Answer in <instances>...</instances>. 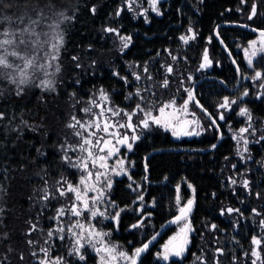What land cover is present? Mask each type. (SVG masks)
I'll return each instance as SVG.
<instances>
[{
	"label": "trees",
	"instance_id": "trees-1",
	"mask_svg": "<svg viewBox=\"0 0 264 264\" xmlns=\"http://www.w3.org/2000/svg\"><path fill=\"white\" fill-rule=\"evenodd\" d=\"M159 5L160 15L149 13L144 18L123 7L122 0H0V15L15 18L27 10L35 18L32 9H43L44 22L58 17L63 36L52 89L25 86L17 95L15 84L0 79V264H38L32 252L41 256L39 249L47 247L45 237L64 202L58 189L66 188L65 180L78 181L77 171L61 150L71 133L66 125L99 89L117 106L129 107L137 75L140 80L151 79L169 98L179 94L184 82L190 84L189 75L195 82L201 80L194 105L205 119L204 132L178 139L157 127L145 130L129 153L130 175L116 177L109 190L114 216L119 213V219L99 218V229L132 252L178 212L180 187L182 200L193 193L190 200L195 202L186 253L167 261L157 257L174 226L139 264L264 262V52L253 65L248 64L243 48L257 34L222 25L242 23L264 29V0H162ZM253 5L256 14L249 19ZM122 37H130L127 48ZM205 52L210 60L207 69L201 67ZM239 70L242 81L232 91L229 88L238 85ZM257 72L261 78H256ZM164 80L168 89L162 88ZM242 91L247 92L246 98L237 101ZM227 98L236 103L224 111L220 105ZM241 104L251 120L240 114ZM246 124L254 125V141L249 148L251 159L242 162L228 127ZM228 208L239 211L228 213ZM254 238L259 245L253 244ZM29 240L34 243L30 245ZM63 245L54 239L52 256L63 257L69 264H98L95 253L87 252L80 260ZM254 250L260 259L252 255Z\"/></svg>",
	"mask_w": 264,
	"mask_h": 264
},
{
	"label": "snow or ice",
	"instance_id": "snow-or-ice-1",
	"mask_svg": "<svg viewBox=\"0 0 264 264\" xmlns=\"http://www.w3.org/2000/svg\"><path fill=\"white\" fill-rule=\"evenodd\" d=\"M156 0H152L153 10H155ZM131 7V5H129ZM95 11V8L92 9ZM32 12L35 13V18L32 15L28 14V11L25 10L19 16L13 18L9 15H0V79L9 80L11 83L17 85V95L22 94L23 85L28 84L36 74L43 71L45 75H47V68L51 67V60H55L57 58V53L59 52V47L63 43V36L59 32L56 33L54 37L49 36L48 32L43 31L41 25L47 19L44 10H36L32 9ZM256 14L255 5L252 7V14L249 16V19L252 18ZM62 15V14H61ZM49 27H52L49 25ZM55 27H59L56 25ZM37 29H40L39 31ZM107 31H114L113 29H107ZM261 39V51H264V31L260 33ZM50 39H55L56 43H51L52 51L49 52L45 45L50 43ZM122 40L125 41L124 47H128V42L130 41V37H122ZM187 42V38L181 37ZM256 41H253L250 47L253 48L251 52V56L256 55L255 49ZM246 55H248V50H245ZM43 53V55H41ZM251 56L249 58V64L252 63ZM45 58H49V63H41ZM75 59V57H74ZM205 64L208 63L207 52L204 54ZM205 65L202 64L201 67ZM59 69L57 68V71ZM168 72H172V68L169 67ZM147 71V69H145ZM261 73L257 72L255 74L256 78H261ZM136 79L139 80L140 76L137 75ZM168 81L164 80L163 86H167ZM41 85L45 88L51 87V81L42 80ZM131 95V94H130ZM139 95V91L137 92ZM247 95V93H245ZM100 101H109V97L106 93L101 90L100 92ZM193 99L192 93L189 92L188 100L185 101L182 110L187 112L188 102ZM143 101L144 98L141 97ZM231 103H236V101H232ZM229 101L225 99V102L221 105V107H228ZM175 101H170L169 103H165L159 107V116L152 115V107L154 106V102H146L144 106L141 104L136 105V109L142 112L145 116L144 119L140 121V125L143 128L149 127V121L157 125H163L168 127L171 125L173 119L176 118V112H167L166 109L169 107H174ZM93 108H98L99 112L93 113ZM82 111L91 116L90 120L83 121L76 116L71 117V121L66 125V127L73 129V135L78 138L79 142L76 145L66 144L61 146V150L65 153L64 159L72 164L73 167H77L81 170L85 175H81L79 184L74 185L72 183L64 181L66 188L58 189L60 196H65L67 193H73L75 200L72 203L71 207L68 209L61 208L57 211V216L54 219H59L63 217L66 212H71L73 216L80 217L82 212L88 211L90 212L91 218H95L96 216H105V212L101 211L99 207L96 205L102 203L105 199L104 190L101 187H98V183L101 182V178H104V184L107 188H111V180L108 179L107 174L109 171L108 160H110L113 156H115L119 152V148L116 147L119 145H126L129 150L132 148V142L139 139L137 135H132L129 137L127 133H121L119 129H130L134 133L136 131V127L133 123V116L137 114L134 110L132 112H125L122 109H117L114 107H109L105 103H99L95 100L90 101V106L85 107ZM126 117V121L124 123H119V121H113L109 119V115L111 117H117L120 115ZM241 115L248 116L249 120H251V115L248 112V109L242 108L240 111ZM3 114L0 113V118H2ZM221 120L224 119V116L221 115L219 117ZM188 121H179L177 120V125H173V135H191L193 133L187 132L183 130V125L188 124ZM215 123V121H213ZM180 127V131L175 130L176 127ZM251 126V125H249ZM248 128L240 129L241 133L247 132ZM198 134V133H197ZM243 138V137H242ZM264 139V137H262ZM115 140V143L113 142ZM245 145H247L248 141L244 140ZM215 147V145H213ZM71 150L73 152L79 151L83 153L81 157L77 158L76 163H72L71 158L67 156V152ZM39 152L40 149H37ZM247 151V148H245ZM117 166L122 171L124 160H118ZM91 166V167H90ZM91 168L102 169L103 171L97 170L93 172ZM113 172H116V168L111 169ZM119 174V172H116ZM235 183V181H233ZM247 181L244 182V186L247 187ZM97 193L95 196L89 197V193ZM49 197L47 194L43 196L44 200H47ZM142 200L143 197H140ZM193 204L192 200H188L187 204L180 208V216H177L173 223H178L181 220H186L187 214L191 211V206ZM233 211H239L238 209L228 208L227 212L232 213ZM255 211V210H253ZM113 219H119V213H116L113 216ZM261 224L264 225V221H261ZM35 225H32V229L35 230ZM133 227H139V225H133ZM215 228V225L212 226ZM75 229H80V232H76ZM65 227L61 226L54 230H50L47 233L49 238L53 237L56 233H64ZM67 231L71 233L74 238V243L72 244V250L69 255H78L80 260H84L85 256L80 254V249L84 247L83 241H87L88 244L92 245L95 248V251L103 252L106 255L101 258V264H113V261L116 260L117 255L119 258L127 260L130 264H136V258L140 256L142 252H144L148 245L145 244L141 248H137L133 255L129 256L127 253L120 251L117 253V249L114 246H109L104 244L103 237L106 235L102 232H98L95 230L94 226L91 224L88 227L85 224L80 223L77 220L74 224L67 228ZM192 231L190 223H185L180 230V233L177 236H174L167 245H165L164 253L162 254V259L167 261L170 256L181 257L183 253L187 249V245L189 243L188 234ZM58 239L63 240L65 237L60 235L57 237ZM28 243L32 245L34 242L29 240ZM45 244H48V240L44 241ZM96 244L102 245V247H96ZM253 244L259 245L260 241L253 239ZM39 252L43 253L42 257H38V253L36 251L32 252L33 256L38 257V264H64V260L62 257H57L55 260L50 259L49 252L50 249L47 247H41ZM217 252L222 253L221 249H217ZM252 255L257 259H260L259 252L253 251ZM23 259V256H21ZM200 259V257H197ZM252 264H256V260L252 261ZM264 264V262H262Z\"/></svg>",
	"mask_w": 264,
	"mask_h": 264
},
{
	"label": "rangeland",
	"instance_id": "rangeland-1",
	"mask_svg": "<svg viewBox=\"0 0 264 264\" xmlns=\"http://www.w3.org/2000/svg\"><path fill=\"white\" fill-rule=\"evenodd\" d=\"M161 1L162 0H156L155 10H153L152 0H122V4L124 5L123 7L127 8L128 10H131L136 16H142L144 18H147L149 13H155L157 15H160L161 12H160V5L159 4L161 3ZM129 5H131V7H129ZM55 20L56 21L49 20L47 22H43V24L41 25L43 31L49 33L50 38L54 37L57 32L60 33V28L55 27L56 25H60V24H58V23H60V22H58V17ZM49 25H51L52 27H49ZM37 30L39 31L40 29H37ZM115 32L117 33L116 30H115ZM190 36H193V34H191ZM261 39H262L261 35L257 34L256 37L253 40L249 41L247 43V45L243 48L244 53H245V59L249 64V58L251 56V52L253 51V48L250 47V45L253 41H256V45H255L256 55L251 56L252 63L250 65H253L254 61L258 58V56L264 52V51L260 50ZM56 42L57 41L55 39H50V43L48 45H45V47L48 49L49 52L52 51L51 43H56ZM60 47H61V45H60ZM60 47H59V49H60ZM246 49L248 50V55H246V52H245ZM58 54H59V52L57 53V58H58ZM41 55H43V53ZM57 58L55 60L50 61L51 67L47 68V75H45L44 72L41 71V72L36 74V77H34L32 79V81H30L26 85H23L22 87L24 88L25 86H35V87H40L43 90L52 89L54 84H55L57 68H59ZM202 61L205 65L203 68L207 69L209 67L208 65L210 63V60H208L207 64H205V60H202ZM41 63H45V64L49 63V58H45L44 60L41 61ZM145 69H146V67H143V70H145ZM42 80L51 81V87L50 88L43 87L41 85ZM137 81H138V84L135 87V92L130 97L131 100L129 101V103H130L129 107L121 108V107L117 106L116 104H114L112 102L109 94L105 90L99 89L98 91L93 93V95L86 101V103L84 105H82V107L80 108V110L78 112L79 114L73 115V116H76L77 118H79L83 121L90 120L91 116L86 115L82 111V109L85 107H89L90 101L95 100L99 103H105L109 107L122 109L125 112H132L134 110L137 112V114L135 116H133V123L135 125H138L136 127V131L134 133L130 129H119V131L121 133H127L129 135V137H131L132 135H137L140 138L145 130L156 128V127L162 129L163 131L169 132L172 136L177 137L178 139L192 138L195 136H199L204 132L205 119L201 118L199 116V113H198L199 111L197 110V107L194 105V99H192L191 101L188 102L187 112H184L182 110L185 101L188 100L189 92H191L192 96H193V87H194V84L196 83L193 75H189V83L190 84H186V82L183 81L184 83L182 84V90H180L179 94L173 96L172 98H169V96L165 97L166 95H163L159 91V89L161 87H155V85L153 83H151V79H148V80H140L139 79ZM15 86L17 87L16 84H15ZM162 88L168 89L167 87H164V86ZM101 90H103V92L108 95L109 101H106V102L100 101L99 97H100ZM138 91H139V95H137ZM245 93H247V92L242 91L239 94L237 101H239L241 98L245 99L246 98ZM141 97L144 98L143 101L141 100ZM173 100L175 101L174 107H169L168 109H166L167 112H176V118L172 120L171 125H169L168 127H165L163 125L154 124L151 122V120L149 121V127L148 128H143L140 125V121L142 119H144L145 116L142 112H140L138 109H136L137 104H141L142 106H144L146 102H154V106L152 107V115L153 116H159L160 115L159 111H158L159 107L162 106L163 104L169 103L170 101H173ZM227 100L229 101L228 107H226V108L221 107V105L225 102V100L220 105V108L222 110L225 109L224 111L231 110L233 108V104H234L231 102L236 101L234 99H229V98H227ZM240 107H241V109L244 108L242 104L240 105ZM97 112H99V109L93 108V113H97ZM109 119L113 120V121H119V123H124L126 121V117H124L122 114L120 116H117V117H111L109 115ZM224 119H225V117H224ZM177 120L188 121L189 125L185 131L193 133V134H191V135H183V134L173 135V130H174L173 125H177ZM70 121H71V118H70ZM249 125H251V124H246V125L242 126L241 128H233L230 126L228 127L229 133L233 136V138L235 139L236 144H237L236 157L242 162H247L249 159H251V155L249 154L250 153L249 148L251 146V143L254 141V139L252 137V134H253L252 129H253L254 125L253 124L251 126H249ZM179 128L180 127L177 126L175 130L178 131ZM242 128H248V131L241 133L240 129H242ZM71 133H69V135L66 136L67 139L65 141H67V144H69V145H76L79 142V140L77 137H75L73 135V129H71ZM138 140L139 139H137L134 142L130 141L132 143L131 150H129L126 145H119V144L116 145V147L119 148V152L115 156H113L110 160H108L109 171H108L107 177L109 180H111V185L113 183V180L116 177H121V176H125V175L129 176L130 175V170L132 167V161L129 158V153L133 150V147ZM244 140L248 141L247 145H245ZM113 142L115 143V140H113ZM65 144L66 143H63V145H65ZM245 148H247V151H245ZM64 155H65V153L63 152V158H64ZM82 155H84V154L79 152V151L73 152V151L69 150L67 152V156L71 158L72 163H76L77 158L81 157ZM118 160H124V165H123L122 171L117 166L116 162ZM66 162H68V161H66ZM69 164L72 166L71 163H69ZM112 168H116V172H119V174H116V172H113L111 170ZM74 170L77 171V173H78V181L76 183H72V182H69V183L77 185V184H79V180H80L81 175H85V173H82L81 170L77 167H74ZM91 170L93 172H96L97 170L103 171L102 169H97V168H91ZM97 186L103 188L105 199L102 203H100L96 206L99 207L101 211L105 212V216H99L98 215L93 219V218H91L90 212H88V211L82 212V215L80 217L73 216L71 214V212H66V214L63 217H60L58 220L55 219V225L52 227L51 230H54V229L59 228L61 226L65 227L66 230L64 233L54 234V236L51 238H49L48 236L45 237V240H48L47 248L50 249V252H49L50 259L55 260L57 258V257L52 256V251H53V249H55V246H53V240L56 239L60 235H63L65 237L63 240L59 239L61 242L64 243V245L62 247L67 251L68 254L70 253V251L72 250V244L74 243V238L72 237L71 233H69L67 231V228L70 227L72 224H74L77 220H79L80 223L85 224L86 227H88V225L91 224L92 226H94L96 231L106 234L102 238L104 241V244H107L109 246H114L117 249V253L120 251H123V252L127 253L129 256H131V255H133V253L137 249V248H135L132 252H128L123 246H121L118 243L110 240V233L108 231H103V230L99 229V227L97 225V220H99V218H101V220H103V221L104 220L107 221L109 219H112L114 216L115 204L110 199V195H109L110 189L105 186L103 177L101 178V182L98 183ZM88 195H89V197H91V196L97 195V193L90 192ZM140 197H143V196L140 195L138 197V200L140 199ZM63 198H64L63 199L64 202L60 207H58V209L70 208L72 203L75 200L74 194L73 193H67L65 196H63ZM190 198H193V193L189 198H185V200L183 201L181 198V194H180V187L178 188L177 200H178L180 208L182 206H184L188 202V200H190ZM58 209H57V211H58ZM179 209H178V211H179ZM56 216H57V212L55 214V217ZM186 222L190 223L191 228H192L190 217L186 218V220H182L180 223H178L175 226V230L166 238L164 243H162L159 246V251L157 253V257L160 261H165L164 259H162V254L164 253L165 245H167L169 243V241L174 236H177V234L180 233L181 228L183 227V225ZM75 231L80 232V229H75ZM191 234H192V231L188 234L189 243L187 245V248L189 247V245L191 243ZM83 243H84V247L80 249V254H82L86 257L87 252H93L98 256V264H101V258L104 257L106 254L103 252L98 253L97 251H95V248L92 245L88 244V242L86 240L83 241ZM96 247H102V245L96 244ZM186 251H187V249H186ZM186 251L183 253V255L186 253ZM42 256H43V253H41V256L38 255V257H42ZM70 256H73L74 258L79 259L78 255H70ZM38 257H37V259H38ZM64 264H69V263L64 260ZM113 264H130V262L127 260L119 258V256L117 255V258L115 261H113Z\"/></svg>",
	"mask_w": 264,
	"mask_h": 264
},
{
	"label": "water",
	"instance_id": "water-1",
	"mask_svg": "<svg viewBox=\"0 0 264 264\" xmlns=\"http://www.w3.org/2000/svg\"><path fill=\"white\" fill-rule=\"evenodd\" d=\"M223 24H229V25H235V26H239V27H243V28H246L248 30H250L251 32H254L256 34H260L262 31H264V29H260V28H256V27H253L251 25H248V24H242V23H222ZM216 34H217V38L218 40L221 42L223 48L226 50V52L228 53L229 57L231 58V60L235 63L234 61V58H233V55L232 53L230 52L229 48L227 47V45L225 44V42L222 40V38L220 37V35L218 34L217 30H216ZM239 75H240V79H239V82H238V85L235 87V88H229L230 90L232 91H235L238 89L241 81H242V75H241V72L239 70ZM201 80L197 81L195 84H194V87H193V99L196 103H198V100L196 98V95H195V90H196V87H197V84L200 82ZM210 115V114H209ZM189 123L186 124V125H183V130L185 131L188 127ZM181 129L179 128L178 131H180ZM193 201V204L191 206V211L187 214V218L191 216L192 212H193V209H194V206H195V202L193 199H191ZM187 204V203H186ZM185 204V205H186ZM184 205V206H185ZM182 206V207H184ZM181 207V208H182ZM180 209L179 211L174 215L172 216L170 219H168L162 226H160V228L153 234L151 235L139 248L143 247V245L147 244L148 245V248L142 252L140 254L139 257L136 258V264H139L140 263V260L142 259V257L144 256V254L152 247L154 246L155 244H157L160 239L167 233V231L176 226L178 223H173V221L176 219L177 216H180ZM172 257H175V256H172ZM178 258V257H176Z\"/></svg>",
	"mask_w": 264,
	"mask_h": 264
}]
</instances>
